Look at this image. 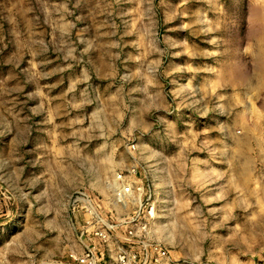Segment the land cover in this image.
I'll return each instance as SVG.
<instances>
[{
  "label": "rangeland",
  "instance_id": "374dc122",
  "mask_svg": "<svg viewBox=\"0 0 264 264\" xmlns=\"http://www.w3.org/2000/svg\"><path fill=\"white\" fill-rule=\"evenodd\" d=\"M131 169L164 264H264V0H0V264H84Z\"/></svg>",
  "mask_w": 264,
  "mask_h": 264
},
{
  "label": "built area",
  "instance_id": "2783aa9c",
  "mask_svg": "<svg viewBox=\"0 0 264 264\" xmlns=\"http://www.w3.org/2000/svg\"><path fill=\"white\" fill-rule=\"evenodd\" d=\"M134 148V145H131ZM136 169H131L129 175L122 176L116 173L113 195L115 198V207L117 209H107L109 218H105L106 213H100L97 210V203L90 195L81 192V199L76 197L80 204H75L77 211L84 215L81 217V223H78L80 245L83 250L77 253L73 258L84 264H94L95 259L106 255L113 257L117 264H164L167 257L166 248L153 237L151 226L157 217V203L154 198V189L148 187L144 191L143 185L135 177ZM131 189V190H129ZM138 194V202L135 210L131 213L122 212L126 203L132 201L130 196ZM131 200V201H130ZM119 216L118 221L113 222L112 213ZM86 215V216H85ZM122 227L119 233L114 232L116 227ZM117 235L115 244H109L110 234ZM97 238L103 245L96 248L92 244V239Z\"/></svg>",
  "mask_w": 264,
  "mask_h": 264
},
{
  "label": "bare ground",
  "instance_id": "6f19581e",
  "mask_svg": "<svg viewBox=\"0 0 264 264\" xmlns=\"http://www.w3.org/2000/svg\"><path fill=\"white\" fill-rule=\"evenodd\" d=\"M115 175H116V173H115ZM115 175H114V179L112 180V182H111V188H112V185H114V184H116L115 183ZM129 190H131V189H129ZM132 200H138V194L136 195V197L134 198V199H132Z\"/></svg>",
  "mask_w": 264,
  "mask_h": 264
}]
</instances>
